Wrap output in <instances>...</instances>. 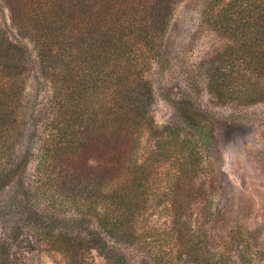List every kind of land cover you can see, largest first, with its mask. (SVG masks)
<instances>
[{"label":"trees","instance_id":"16d2710c","mask_svg":"<svg viewBox=\"0 0 264 264\" xmlns=\"http://www.w3.org/2000/svg\"><path fill=\"white\" fill-rule=\"evenodd\" d=\"M180 1L5 0L17 34L0 31V264L24 241L58 264L264 260L256 230L218 232L220 135L193 101L201 88L264 103V0L199 2L200 28L227 43L189 67L201 29L178 37ZM160 99L176 122L159 125Z\"/></svg>","mask_w":264,"mask_h":264},{"label":"rangeland","instance_id":"374dc122","mask_svg":"<svg viewBox=\"0 0 264 264\" xmlns=\"http://www.w3.org/2000/svg\"><path fill=\"white\" fill-rule=\"evenodd\" d=\"M201 1L181 0L176 6L172 20L173 28L174 31H179L178 37L184 42L189 41V35L197 27L200 28L203 18L199 10ZM0 31L16 38L17 31L5 0H0ZM22 41L29 47L34 65L37 66L38 57L33 45L27 40ZM226 43L227 40L212 29H201L187 50L186 66L196 65L214 49L221 48ZM152 74L154 83H165L157 73ZM30 81V90H33L36 82L34 79ZM42 89H45L46 94L50 92L49 86ZM194 93L196 94L193 95V101L202 113L215 123L220 135V141L214 151L212 150L216 164L222 171V184L217 187L218 194L215 198L216 210H220L216 214L218 232L223 236H232L237 232V228L242 231L256 230V240L259 239L261 255H264V103L237 106L220 103L201 88ZM155 116L160 126L178 120L173 107L163 99L158 100L155 106ZM165 221L163 215L157 214L151 217L149 224L161 225ZM11 249L17 264H58L61 260L60 255L30 247L27 241L20 247L12 243ZM129 252L135 264H150L145 262L146 255L141 256L131 250ZM97 260L100 264L103 263L100 257H97ZM179 264L195 263L183 259ZM259 264H264V260Z\"/></svg>","mask_w":264,"mask_h":264}]
</instances>
